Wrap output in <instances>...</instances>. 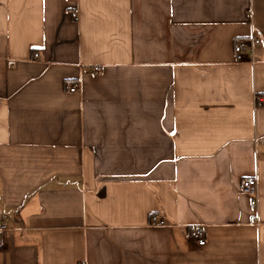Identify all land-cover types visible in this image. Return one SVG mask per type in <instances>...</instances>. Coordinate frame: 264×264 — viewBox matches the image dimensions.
<instances>
[{
	"label": "crops",
	"instance_id": "obj_1",
	"mask_svg": "<svg viewBox=\"0 0 264 264\" xmlns=\"http://www.w3.org/2000/svg\"><path fill=\"white\" fill-rule=\"evenodd\" d=\"M262 95L264 0H0V264H264Z\"/></svg>",
	"mask_w": 264,
	"mask_h": 264
},
{
	"label": "built area",
	"instance_id": "obj_2",
	"mask_svg": "<svg viewBox=\"0 0 264 264\" xmlns=\"http://www.w3.org/2000/svg\"><path fill=\"white\" fill-rule=\"evenodd\" d=\"M74 18H78L77 13L72 14ZM262 40L259 35L254 34L251 37L244 38L239 40L235 45V57L238 61H242L248 54L252 56L255 53L256 48L261 44ZM39 53H35L34 57L37 58ZM96 70H98L96 68ZM78 89L77 86L72 87L71 91H76ZM256 106L257 107H264V95L256 97ZM258 182L257 179H246L241 184L242 191L249 194H254L257 191ZM152 225L155 226H162L165 224L164 219L159 217L158 215H153L151 219ZM7 230V225L2 223L0 227V248L5 246V232ZM189 236L192 240H194L198 245H205L207 242L206 232L202 225L194 226Z\"/></svg>",
	"mask_w": 264,
	"mask_h": 264
}]
</instances>
